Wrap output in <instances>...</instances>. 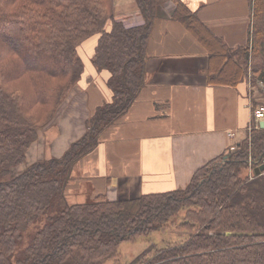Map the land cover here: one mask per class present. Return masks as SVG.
<instances>
[{"label":"trees","instance_id":"16d2710c","mask_svg":"<svg viewBox=\"0 0 264 264\" xmlns=\"http://www.w3.org/2000/svg\"><path fill=\"white\" fill-rule=\"evenodd\" d=\"M114 2L0 0V264H122V243L167 231L179 238L125 264H264V171L253 172L264 163V129L255 125L183 189L115 200L91 193L90 201L70 202L73 169L144 86L149 28L159 10L189 30L198 23L177 0H135L144 23L125 27ZM248 4L246 44L217 48L212 59L264 85V0ZM95 76L107 77L111 99L85 120L84 134L60 157L28 162L73 89Z\"/></svg>","mask_w":264,"mask_h":264},{"label":"crops","instance_id":"0c3cea01","mask_svg":"<svg viewBox=\"0 0 264 264\" xmlns=\"http://www.w3.org/2000/svg\"><path fill=\"white\" fill-rule=\"evenodd\" d=\"M177 1L196 16L197 26L189 30L159 10L149 28L144 86L76 165L70 199L92 193L115 200L183 189L198 168L234 150L254 125L259 128L252 112L264 105V85L224 69L225 59L217 67L212 59L217 48L246 44L248 0ZM114 4L115 14L136 9L130 0ZM106 78L95 76L90 86L73 89L56 124L45 130L55 127L52 137L44 132L38 137L40 158L60 157L84 134L85 120L111 99Z\"/></svg>","mask_w":264,"mask_h":264},{"label":"rangeland","instance_id":"374dc122","mask_svg":"<svg viewBox=\"0 0 264 264\" xmlns=\"http://www.w3.org/2000/svg\"><path fill=\"white\" fill-rule=\"evenodd\" d=\"M85 54V57L87 56V53H85V49L83 48L81 50V54ZM51 132H55V127L49 131V132H44L45 133V136L47 135V138L46 139H50L52 136H51ZM40 137H41V133L39 134ZM49 135V137H48ZM43 139H38L36 142H35V145L32 146V148L29 150L28 152V162H31L35 159H39L40 156H38V153L40 152V147L38 148L39 144H41ZM23 166H20V168H22ZM76 171H77V167H75L73 169V175L76 174ZM84 188V184L82 186V189L81 191L83 190ZM84 193H82L80 199H69L70 202H83V201H90L89 198H90V195L87 194L86 195V199H85V196H83ZM75 200V201H74ZM38 228V225H33V227H31V231H34ZM29 229V230H30ZM179 238L178 236V233H176V231H167V232H155L153 234L150 235V237L148 239H144V238H139L137 240H135L134 242L132 243H122L120 245V248H119V252H120V261L122 264H125V263H128V262H131L132 260H134L136 257H138L140 254H142V252L145 251V249L147 247H149L150 245L154 244L156 245L157 247H161V246H164L165 243H168V242H173L175 240H177ZM104 264H112V262L109 260V261H106Z\"/></svg>","mask_w":264,"mask_h":264},{"label":"built area","instance_id":"2783aa9c","mask_svg":"<svg viewBox=\"0 0 264 264\" xmlns=\"http://www.w3.org/2000/svg\"><path fill=\"white\" fill-rule=\"evenodd\" d=\"M130 1L132 2V4H135V0ZM173 7H175L174 4L170 8H167V10L170 11L173 9ZM135 8V10L127 12L125 14H115V19L121 22L125 27L143 24V18L138 8L136 6ZM252 116L255 121H262L264 119V105L254 107Z\"/></svg>","mask_w":264,"mask_h":264},{"label":"water","instance_id":"95a60500","mask_svg":"<svg viewBox=\"0 0 264 264\" xmlns=\"http://www.w3.org/2000/svg\"><path fill=\"white\" fill-rule=\"evenodd\" d=\"M259 128L264 129V119L259 123ZM264 171V163L260 164L259 166L255 167L253 172L255 175H260Z\"/></svg>","mask_w":264,"mask_h":264}]
</instances>
